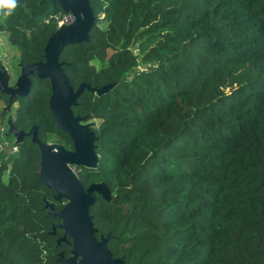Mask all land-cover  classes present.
<instances>
[{
  "label": "trees",
  "instance_id": "obj_1",
  "mask_svg": "<svg viewBox=\"0 0 264 264\" xmlns=\"http://www.w3.org/2000/svg\"><path fill=\"white\" fill-rule=\"evenodd\" d=\"M88 2L90 38L60 62L75 91L89 86L72 110L97 155L78 179L107 189L90 209L95 238L122 264H264V0ZM51 5L0 0L20 67L46 61L66 15L36 21ZM30 79L27 95L0 92V143L9 118L22 133L0 154V264H63L72 244L59 243L50 205L68 201L41 181L31 132L74 143L51 113L50 80Z\"/></svg>",
  "mask_w": 264,
  "mask_h": 264
},
{
  "label": "water",
  "instance_id": "obj_2",
  "mask_svg": "<svg viewBox=\"0 0 264 264\" xmlns=\"http://www.w3.org/2000/svg\"><path fill=\"white\" fill-rule=\"evenodd\" d=\"M66 14L74 17V22L68 26L57 29L48 39L45 48L44 63L22 66L19 84L21 90L8 92L9 94L27 95L31 89L30 77L36 75L39 78L49 79L52 85V95L49 100L50 110L56 120L59 129L70 136L74 143V151H68L58 146L43 144L37 139L36 128L33 141L39 145L41 151V181L56 193L57 200H67L68 203L60 211H56L50 205V212L62 219L61 225L55 226L64 231V236L59 243L72 244V257L65 259L61 255L63 264H122L121 259L114 258L108 248V238L99 242L95 238V229L90 215V209L95 203L94 193L107 195V189L103 184H93L85 189L79 179L72 173L70 166L79 168H92L97 164V155L94 151L93 133L87 125L80 123V118L73 113L72 107L77 100L89 88L82 84L77 91L70 85L67 75L60 62L61 51L74 44L87 42L90 31L95 24V15L88 0H52V5L36 21H44L55 13L56 7ZM9 133L18 137L20 133L12 124V118L8 120Z\"/></svg>",
  "mask_w": 264,
  "mask_h": 264
},
{
  "label": "rangeland",
  "instance_id": "obj_3",
  "mask_svg": "<svg viewBox=\"0 0 264 264\" xmlns=\"http://www.w3.org/2000/svg\"><path fill=\"white\" fill-rule=\"evenodd\" d=\"M0 17H1V15H0ZM0 39H2V42H3V46L0 47L1 60L4 64H7L8 67L10 65L11 73L14 72V78L10 82L11 77H10V79L8 77H4L3 73L5 71H3L0 68V92H3L5 85L7 83L13 84L15 82L17 76L20 74V71H19L20 70V51L18 48L12 46L9 43L7 35L5 33H0ZM6 72L10 73L8 70ZM9 76H10V74H9ZM1 107H4L3 102H0V108ZM9 134L10 133L7 132V130H5L3 133V138H2L1 143H0V154L3 155L5 153L4 155L11 158L14 154V152L12 153L13 150H12L11 143H13L15 140L21 142L22 138H21V136H18L15 139H13V138L9 137ZM5 144H7L6 147H5Z\"/></svg>",
  "mask_w": 264,
  "mask_h": 264
},
{
  "label": "crops",
  "instance_id": "obj_4",
  "mask_svg": "<svg viewBox=\"0 0 264 264\" xmlns=\"http://www.w3.org/2000/svg\"><path fill=\"white\" fill-rule=\"evenodd\" d=\"M1 46H3L2 39H0V47H1ZM0 58H1V57H0ZM0 68H1L3 71H5V72L3 73V76H4V77H8L9 79H10V77H11V79H10V82H11V81L13 80V78H14V72L11 73L10 65H9V67H8V65H7V64H4V63L2 62V60H1ZM8 68H9V69H8ZM7 70H8L10 73H7V72H6ZM19 71H20V74L17 76L15 82H14L13 84H11V83H7V84L5 85V87H4V91H3V92L8 93V92H12V91H14V90H21V89H22V86L19 84V78H20V76H21V68H20ZM9 74H10V76H9Z\"/></svg>",
  "mask_w": 264,
  "mask_h": 264
},
{
  "label": "built area",
  "instance_id": "obj_5",
  "mask_svg": "<svg viewBox=\"0 0 264 264\" xmlns=\"http://www.w3.org/2000/svg\"><path fill=\"white\" fill-rule=\"evenodd\" d=\"M58 19V29L62 26H68L74 22V17L71 15H65L63 18H57ZM1 63V58H0ZM70 169L72 173L78 178L79 174V168L77 166H70Z\"/></svg>",
  "mask_w": 264,
  "mask_h": 264
},
{
  "label": "flooded vegetation",
  "instance_id": "obj_6",
  "mask_svg": "<svg viewBox=\"0 0 264 264\" xmlns=\"http://www.w3.org/2000/svg\"><path fill=\"white\" fill-rule=\"evenodd\" d=\"M9 125V124H8ZM10 129V128H9ZM9 132V131H8ZM49 146H52V145H49ZM53 147V146H52ZM58 146H56V147H54L53 148V150H56V151H58L56 148H57ZM68 151H74V150H68ZM72 166H74V165H72Z\"/></svg>",
  "mask_w": 264,
  "mask_h": 264
},
{
  "label": "clouds",
  "instance_id": "obj_7",
  "mask_svg": "<svg viewBox=\"0 0 264 264\" xmlns=\"http://www.w3.org/2000/svg\"><path fill=\"white\" fill-rule=\"evenodd\" d=\"M11 4H12V6L14 7L15 4H16V0H11Z\"/></svg>",
  "mask_w": 264,
  "mask_h": 264
}]
</instances>
